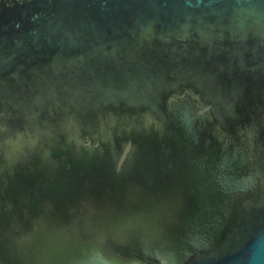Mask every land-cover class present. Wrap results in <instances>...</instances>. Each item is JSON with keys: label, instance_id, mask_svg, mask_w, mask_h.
<instances>
[{"label": "water", "instance_id": "1", "mask_svg": "<svg viewBox=\"0 0 264 264\" xmlns=\"http://www.w3.org/2000/svg\"><path fill=\"white\" fill-rule=\"evenodd\" d=\"M0 264H264V0H0Z\"/></svg>", "mask_w": 264, "mask_h": 264}]
</instances>
